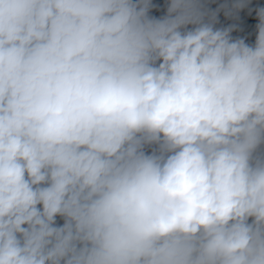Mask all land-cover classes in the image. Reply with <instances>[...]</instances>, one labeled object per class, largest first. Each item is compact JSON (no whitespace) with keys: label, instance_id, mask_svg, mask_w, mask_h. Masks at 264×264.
Segmentation results:
<instances>
[{"label":"clouds","instance_id":"clouds-1","mask_svg":"<svg viewBox=\"0 0 264 264\" xmlns=\"http://www.w3.org/2000/svg\"><path fill=\"white\" fill-rule=\"evenodd\" d=\"M247 6L0 0V264H264Z\"/></svg>","mask_w":264,"mask_h":264},{"label":"trees","instance_id":"trees-1","mask_svg":"<svg viewBox=\"0 0 264 264\" xmlns=\"http://www.w3.org/2000/svg\"><path fill=\"white\" fill-rule=\"evenodd\" d=\"M231 3L232 0H216L215 3L213 4L212 9L217 8L220 4L222 3ZM162 4V8H159V17H162L165 12H166V1L161 0ZM264 7V0H248V6L244 9H242L239 14H241L243 17H247L248 20L246 22H241V20H239V24L237 25V28L231 33L232 37L235 38H240L242 35H245L246 33V28H248L254 21L253 19V14L256 13L258 8ZM251 10V11H250ZM155 13V9H150L149 15L150 16H154ZM218 24L216 25V27L218 28H222L224 26H228L229 22L232 20L231 17H225L223 12L219 13L218 16ZM257 30L254 29L250 32V37L252 38V40H256V36H257ZM156 147V146H150L146 148V151L148 152V154H151L152 149Z\"/></svg>","mask_w":264,"mask_h":264},{"label":"built area","instance_id":"built-area-1","mask_svg":"<svg viewBox=\"0 0 264 264\" xmlns=\"http://www.w3.org/2000/svg\"><path fill=\"white\" fill-rule=\"evenodd\" d=\"M216 0H208V4H209V7H212L213 4L215 3ZM159 8H157L155 10V13H154V17L158 18L159 17ZM239 18L238 19H234L232 18V20L229 22V25H232V24H236L238 25L239 24V20H241V22H246L248 20L247 17H243L241 14H238ZM253 23L248 27L246 28V33L245 35H242L240 38H243L245 39V42L249 45H254L255 44V40L253 41L252 38L250 37V32L254 29H256V25L259 23V20L257 18V15L256 13L253 14ZM228 25V26H229ZM228 26H224V27H228ZM257 30V29H256Z\"/></svg>","mask_w":264,"mask_h":264},{"label":"crops","instance_id":"crops-1","mask_svg":"<svg viewBox=\"0 0 264 264\" xmlns=\"http://www.w3.org/2000/svg\"><path fill=\"white\" fill-rule=\"evenodd\" d=\"M163 1H166V0H163ZM152 4L155 5V7H153V9H157V8H162V4L161 3V0H151ZM63 219L61 217H57V225L58 226H62L63 225Z\"/></svg>","mask_w":264,"mask_h":264},{"label":"rangeland","instance_id":"rangeland-1","mask_svg":"<svg viewBox=\"0 0 264 264\" xmlns=\"http://www.w3.org/2000/svg\"><path fill=\"white\" fill-rule=\"evenodd\" d=\"M152 9V8H151Z\"/></svg>","mask_w":264,"mask_h":264}]
</instances>
